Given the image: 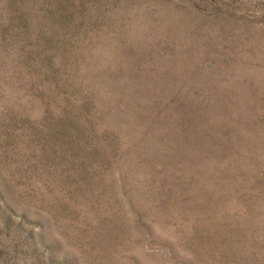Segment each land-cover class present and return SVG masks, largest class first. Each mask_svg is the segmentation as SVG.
Wrapping results in <instances>:
<instances>
[{
  "label": "rangeland",
  "instance_id": "1",
  "mask_svg": "<svg viewBox=\"0 0 264 264\" xmlns=\"http://www.w3.org/2000/svg\"><path fill=\"white\" fill-rule=\"evenodd\" d=\"M0 264H264V0H0Z\"/></svg>",
  "mask_w": 264,
  "mask_h": 264
}]
</instances>
